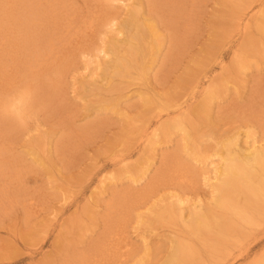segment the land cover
I'll use <instances>...</instances> for the list:
<instances>
[{
	"label": "rangeland",
	"instance_id": "1",
	"mask_svg": "<svg viewBox=\"0 0 264 264\" xmlns=\"http://www.w3.org/2000/svg\"><path fill=\"white\" fill-rule=\"evenodd\" d=\"M260 6L256 0H0V147L7 148L0 149V264H159L183 241L192 212L227 226L220 240L191 234L187 264L264 259L262 241L246 257L234 249L256 225L263 229L264 216L249 223L215 201L229 143L264 145V32L256 26L259 13L252 16ZM180 14L169 23L182 29L176 58H166V44L163 64L159 58L150 65L142 53L157 40L138 24L155 18L168 41L172 33L160 15ZM237 16L247 29L236 28ZM129 54L136 55L132 61ZM116 56L122 70L112 67ZM197 79L203 81L189 104L206 99L209 85L214 95L206 116L165 107ZM173 118L185 123L173 125ZM178 164L184 165L176 171ZM118 224L124 233L116 242ZM108 244L115 247L109 255L102 250ZM227 249L231 256L223 259Z\"/></svg>",
	"mask_w": 264,
	"mask_h": 264
},
{
	"label": "bare ground",
	"instance_id": "2",
	"mask_svg": "<svg viewBox=\"0 0 264 264\" xmlns=\"http://www.w3.org/2000/svg\"><path fill=\"white\" fill-rule=\"evenodd\" d=\"M246 1V0H245ZM259 2V4L261 5L259 7V9H256L254 15H257L259 13V17L256 19V23L257 21H260L258 24H256V26L261 30V32L263 31L264 32V0H256ZM249 3H250V0H249ZM134 13V12H133ZM169 13V12H167ZM23 14H26V12H24ZM136 15V13H135ZM134 15V16H135ZM165 15V14H164ZM180 17L181 14L179 16H174V17H168V18H165V17H162V15H160V19L161 21H164L165 23H161V24H164V28L170 30V34L169 35V39L168 41L166 40V37L163 35L162 32H160V30H158L156 28L157 26V23L158 21L155 20V18H151L152 20H154V22H149V21H146L144 23V25H140V24H136L138 26V29L141 30L140 32L143 34V32L145 31H149L153 37V39L157 40L155 43L157 45H152V46H147L148 49L145 50L142 54L144 56H149L150 60H147V61H150V65L153 63L155 64V61H160L161 60V63L163 64L164 62V57L161 59V54H162V49L164 47V45L168 44L169 47H167L169 49V52L167 53V56L166 58H176L174 56L175 54V51L177 50L176 49V45L178 44L177 41H181V40H178V38L180 37L178 35L179 31L181 28H177V31L175 30V27H170L169 26V23L170 22H176L177 20H180ZM132 18V17H131ZM137 18V17H136ZM186 18V17H185ZM138 19V18H137ZM131 20V19H130ZM142 20V19H141ZM146 20V19H145ZM151 20V21H152ZM235 21L237 24H236V28H238V30H244V29H247L248 26H247V21L245 18L241 17V16H237V17H234V19L232 18V21ZM144 22V21H143ZM127 26H132L135 24L134 21H129V22H126ZM137 23V22H136ZM159 25V23H158ZM21 26L23 27L24 30L27 29V26H25L23 23H21ZM162 26V25H161ZM158 28H160L158 26ZM168 30V31H169ZM175 30V31H174ZM182 30V29H181ZM162 31V30H161ZM181 32V31H180ZM149 33V34H150ZM186 33V32H185ZM141 36V34L139 33L138 36ZM137 36V37H138ZM142 37V36H141ZM134 38V37H133ZM136 38V37H135ZM134 38V39H135ZM144 38V37H143ZM151 39V38H150ZM152 39V40H153ZM139 41V40H138ZM145 41V40H144ZM150 41V40H149ZM143 42V41H142ZM148 42V40L146 41ZM168 42V43H167ZM153 43V44H155ZM150 44V43H149ZM148 44V45H149ZM152 44V42H151ZM143 45V44H142ZM145 45V44H144ZM147 45V44H146ZM132 46V45H131ZM145 47V48H147ZM134 48V47H133ZM24 50V48H21ZM136 50V49H135ZM141 50H144V49H141ZM164 50V49H163ZM131 51V50H130ZM34 52L36 53V50H34ZM133 52H135L133 50ZM132 52V54H133ZM129 53V52H128ZM127 53V54H128ZM132 54H129L127 56L126 59H130L131 61L133 60V56H136L138 53L136 52V55H133L131 57ZM126 55V54H125ZM140 55V54H139ZM141 56V55H140ZM143 57V56H142ZM124 58V56H123ZM132 58V59H131ZM160 58V60H159ZM19 59V57H18ZM140 60H142L143 58H139ZM146 59L147 58H144L145 62L144 61H141L143 62L142 64L140 63L139 66H142V68H144L145 66V63H146ZM125 60V58H124ZM126 62V60H125ZM136 62V61H135ZM139 62V61H138ZM148 63V62H147ZM208 63V62H207ZM239 63V62H238ZM125 64L120 58H118L116 56V59L114 60L113 64H112V67L116 68H120V70L123 69V67H125ZM139 64V63H138ZM149 65V63H148ZM203 65V64H202ZM153 66V65H152ZM129 67L127 62H126V68ZM132 68V66H130ZM129 67V68H130ZM147 67V66H146ZM145 67V69H147ZM117 68V69H118ZM122 68V69H121ZM151 69L152 67L151 66H148V69ZM160 68V67H159ZM162 68V67H161ZM160 68V69H161ZM133 69V68H132ZM141 69V68H140ZM147 69V70H148ZM149 69V70H150ZM202 69V68H201ZM131 70V69H130ZM136 70V69H135ZM146 70V72H148ZM127 71V70H126ZM125 71V72H126ZM159 73V72H158ZM157 73V74H158ZM198 73H200L198 71ZM144 74V73H142ZM196 74V73H195ZM205 75V72L203 73ZM146 76H147V73H146ZM199 75H197L198 77ZM189 77V76H188ZM196 77V78H197ZM206 77V76H204ZM208 77V76H207ZM186 78V77H185ZM184 78V79H185ZM200 78V77H199ZM216 78V77H215ZM194 79V78H193ZM202 79V78H201ZM199 81V79H197V81L195 82L194 81H190L192 82L191 86L188 87L189 90L185 91L187 93H184L182 95V93H174V94H177V95H171L169 96L168 98H172L171 99V105L170 103H165V107H167L169 110L171 111H177L180 115L181 114H184L187 110H190L194 113V114H198V110L202 113L204 111V114L202 116L205 115V111H207L208 113L210 111H208V100L211 95L213 94V92L211 91V88H207V86H205V90H204V93L208 96L206 99H203L201 101V103L199 105H196V104H189V101L195 97V90L199 87V83L203 80ZM211 83V82H210ZM209 83V84H210ZM211 85V84H210ZM185 86V84H184ZM183 86V87H184ZM182 89V88H181ZM185 90V89H184ZM183 90V91H184ZM170 92V91H169ZM189 92V93H188ZM169 95V94H168ZM167 95V96H168ZM214 95V94H213ZM212 95V96H213ZM174 97V98H173ZM264 97V95H263ZM155 99V98H154ZM165 99V102H169L170 99H168V101H166L167 98H164ZM153 100V99H152ZM146 101V100H145ZM21 102V100H20ZM152 103V102H151ZM164 103V102H163ZM155 104V103H154ZM159 104H162L161 101ZM198 104V103H197ZM153 105V104H152ZM161 105V107L163 106ZM167 105H170L171 108H169ZM153 108V107H152ZM207 108V109H206ZM155 109V108H154ZM153 109V110H154ZM163 109V107H162ZM168 109H166L168 111V113L170 112ZM176 109V110H175ZM155 111V110H154ZM190 112V111H189ZM187 111V114L189 113ZM161 113L162 112H158L156 114V116H161ZM192 113V115H193ZM200 114V113H199ZM207 114V113H206ZM190 115V114H189ZM191 115V116H192ZM208 115V114H207ZM187 115L184 116L183 119L185 120H188V116L186 117ZM190 116V117H191ZM206 116V115H205ZM210 116V115H209ZM208 116V117H209ZM183 117V116H182ZM178 118V117H176ZM176 118H173V120H171V122L173 121L175 123V121L177 122V120H175ZM196 118V117H195ZM182 119V120H183ZM208 120V118H206ZM175 120V121H174ZM182 120L179 119L180 122H177V125L179 126H182L183 123H185L183 121L182 123ZM198 120V119H197ZM203 120V118H202ZM195 121V119H193L192 121H190V124H191V127H192V122ZM206 121V120H205ZM162 122V121H161ZM172 122V123H173ZM198 122V121H197ZM166 123V124H165ZM169 121L167 122H163L162 125L160 126V124L158 123L157 124V127H161L160 130L161 132L165 129L166 125H170ZM173 123V125H174ZM187 123V122H186ZM207 123V121H206ZM194 124V123H193ZM172 125V124H171ZM196 125V124H195ZM261 127V126H260ZM193 128V127H192ZM191 128V131L192 130ZM246 128V127H245ZM262 129L261 130V133H263V130L264 128H260ZM157 132L159 133V129H156ZM188 130V129H187ZM197 128H195L194 131H196ZM250 130V129H249ZM165 131V130H164ZM227 131V130H226ZM190 132V131H189ZM7 134H10V130L8 131ZM190 134V133H189ZM210 135V134H209ZM263 135V134H262ZM166 136H167V133H166ZM249 136V135H248ZM247 136V137H248ZM211 137V136H210ZM264 138V136H262ZM261 137V138H262ZM200 138V137H199ZM2 142L3 143H7L8 142V139H2ZM247 142V141H246ZM227 143V142H226ZM253 143V142H252ZM197 144V143H196ZM264 146V145H262ZM261 145L257 146L256 144H251V143H246L243 147H238V142L237 140H233L229 143L228 145V150H227V162H226V165H225V168H224V171H221V176H220V179H219V182L217 183V187H216V205H219V206H223L225 207L227 210H231V211H234V213H236V215H238L240 218H242V220L246 221V222H249V223H254L256 222V220L258 219H255L254 217L256 216V214H259L261 216H264V147H262ZM0 149H3L4 151H6V147H0ZM208 153V152H207ZM175 165L177 166V163L174 162ZM184 164H181V168L183 167ZM179 164H178V167H176V171H178V169L180 168ZM186 172H190L189 174H191L192 176H195V174L191 171L193 169H191V167H186ZM161 172H164V174L162 175H165L164 179L165 180H173L170 176H168L165 171H161ZM258 196H261L262 197V200H263V203L262 204H258L256 203V198ZM262 202V201H261ZM255 214V215H254ZM206 214L204 213H199V212H192L191 214V219L186 221L185 222V229L186 230H183L184 232L182 233L181 237H183V241L179 242V240L177 242L178 246L176 247V252L173 251V254L170 256V258L166 259L165 261H160L158 260V263L159 264H187V256L190 252V248H191V244H194L195 241L193 240V237L191 236L196 234V231L198 232V234H206L204 236H207V237H204L202 236L203 238L208 239L209 237H213L216 235L217 239L220 240V237H218L219 235V232H220V227L222 225L224 226H227V222L225 220H223V222H219V221H222V220H217V223L214 224L212 221H211V218L205 216ZM254 215V216H253ZM258 216V215H257ZM256 216V217H257ZM255 220H254V219ZM262 218V217H261ZM261 218L258 219V224L260 223L261 221ZM264 219V218H262ZM213 220V219H212ZM260 220V221H259ZM219 222V223H218ZM262 223V222H261ZM216 225V226H215ZM256 225V224H255ZM257 228L260 226L256 225ZM124 225L121 227V224H118L117 228H119L117 231H114V237L116 238L118 235L120 234H123L124 233V229H123ZM263 229L259 230L258 228V231L257 232H251V235H250V232L248 233V235L246 234V236H243V239L251 236L248 240V242H246L245 244H236L235 245V248L234 249H237L238 253L236 254L237 256L239 257H246L249 256V252L254 250V248L256 247L257 244L259 243H262L264 242V223L262 225ZM256 228V227H255ZM251 229V228H250ZM246 230H249V229H246ZM257 230V229H256ZM251 231V230H250ZM254 231V230H253ZM119 233V234H116V233ZM186 236H185V235ZM109 235V234H108ZM180 237V238H181ZM199 237V236H198ZM113 238V237H112ZM113 239V240H116L117 242V238L116 239ZM200 238V237H199ZM182 239V238H181ZM201 239V238H200ZM243 239L241 241H243ZM125 240V238L123 239ZM247 239H245L246 241ZM188 243H187V242ZM262 241V242H261ZM114 243V245L112 244H108L107 246L103 245V248L102 249L103 251L107 252L106 254L109 255L108 253H111L112 251L114 252V248L115 247H112V246H115V244L117 243ZM203 242V241H202ZM127 245V242L125 243ZM112 245V246H111ZM113 250H112V248ZM117 248V247H116ZM118 250V249H117ZM102 251V252H103ZM116 251V250H115ZM234 254V253H233ZM232 254V255H233ZM262 255V254H261ZM110 256H112L110 254ZM231 256V249H227L224 251V255H223V259H226L227 257ZM160 259V258H159ZM247 259V258H246ZM249 264H264V259L260 260V261H256V262H253V263H249Z\"/></svg>",
	"mask_w": 264,
	"mask_h": 264
}]
</instances>
